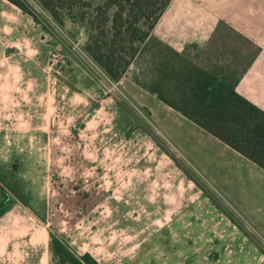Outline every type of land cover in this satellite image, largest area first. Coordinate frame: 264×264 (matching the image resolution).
Segmentation results:
<instances>
[{"label": "rangeland", "instance_id": "374dc122", "mask_svg": "<svg viewBox=\"0 0 264 264\" xmlns=\"http://www.w3.org/2000/svg\"><path fill=\"white\" fill-rule=\"evenodd\" d=\"M25 2L0 15V264H62L52 234L102 264H264V168L142 84L143 43L119 80L88 51L83 13L111 38L128 1ZM210 16L172 0L151 32L203 44Z\"/></svg>", "mask_w": 264, "mask_h": 264}, {"label": "trees", "instance_id": "16d2710c", "mask_svg": "<svg viewBox=\"0 0 264 264\" xmlns=\"http://www.w3.org/2000/svg\"><path fill=\"white\" fill-rule=\"evenodd\" d=\"M10 1L32 13L25 0ZM40 1L58 18L56 0ZM116 1L107 0V7ZM127 1L126 5L117 4L110 25L111 38L107 37L109 29L101 30L102 26L95 23L97 17H86L83 13L90 29L88 51L119 80L140 50L137 42L143 43L149 51L150 66L142 84L166 104L264 168V109L237 90L263 47L213 15L210 16L213 29L203 44L186 42L177 47L161 42L151 31L172 0ZM151 18L153 21L146 27ZM124 48L130 51V58L123 52ZM0 190L9 195L5 184H0ZM51 248L62 264H102L91 252L76 253L56 234H52Z\"/></svg>", "mask_w": 264, "mask_h": 264}, {"label": "crops", "instance_id": "0c3cea01", "mask_svg": "<svg viewBox=\"0 0 264 264\" xmlns=\"http://www.w3.org/2000/svg\"><path fill=\"white\" fill-rule=\"evenodd\" d=\"M193 1L201 5V7L207 10L211 16L213 15L224 19L235 28L251 37L264 49L262 42L257 37L258 34L264 32V0ZM5 6L8 7V10L13 12H17L19 10V6L10 0H0V15L2 13L1 10H3ZM260 57L261 54L251 65L245 76L241 79L237 85V90L243 96L264 109V70H258V68H256V64L258 63Z\"/></svg>", "mask_w": 264, "mask_h": 264}, {"label": "built area", "instance_id": "2783aa9c", "mask_svg": "<svg viewBox=\"0 0 264 264\" xmlns=\"http://www.w3.org/2000/svg\"><path fill=\"white\" fill-rule=\"evenodd\" d=\"M52 56H53V57L57 56V53H55V52H54V53H52Z\"/></svg>", "mask_w": 264, "mask_h": 264}]
</instances>
